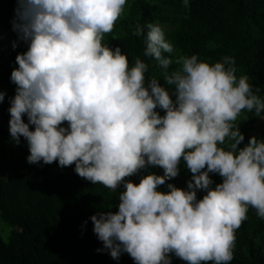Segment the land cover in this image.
I'll return each instance as SVG.
<instances>
[{
	"label": "clouds",
	"instance_id": "1",
	"mask_svg": "<svg viewBox=\"0 0 264 264\" xmlns=\"http://www.w3.org/2000/svg\"><path fill=\"white\" fill-rule=\"evenodd\" d=\"M17 4L13 30L28 50L11 73L9 131L17 145L27 141L28 163L74 164L92 184L123 186L117 212L90 217L113 259L127 253L135 264H171L174 254L186 264H229L249 207L264 218V140L253 136L240 148L245 136L236 124L244 110L264 119V99L247 75L237 77L235 58L210 64L179 55L169 73L174 61L165 53L174 46L159 24L148 23L143 55L164 70L161 85L146 76L144 60L132 65L119 46L103 43L127 0ZM143 34L137 25L133 35ZM181 160L193 174L187 189L169 183L160 191L179 175ZM149 166L164 174L139 184L126 179ZM210 173L223 182L213 188Z\"/></svg>",
	"mask_w": 264,
	"mask_h": 264
},
{
	"label": "trees",
	"instance_id": "2",
	"mask_svg": "<svg viewBox=\"0 0 264 264\" xmlns=\"http://www.w3.org/2000/svg\"><path fill=\"white\" fill-rule=\"evenodd\" d=\"M17 6V0H0V88L14 92L17 86L11 73L19 67L16 57L28 50V44L13 30ZM148 23L159 24L174 46L173 53H165L174 61L169 73L178 67L175 59L179 55H197L210 64L231 56L237 77L247 75L253 93L264 99V0H189L188 8L184 0H127L124 14L113 32L105 34L103 43L113 49L119 46L132 65L137 57L144 60L149 65L146 76L165 85L164 70L154 58L143 55ZM137 25L144 28L141 36L133 35ZM157 111L165 115L163 110ZM6 114L9 112L0 110V216L13 231L8 242L0 235V264H135L127 253L113 259L90 219L102 211L117 212L123 186L111 191L92 184L76 174L74 164L64 168L58 162L29 164L28 143L23 137L19 145L12 140L10 119L3 120ZM261 119L254 110L242 112L236 121L245 136L240 148L253 136L264 140V123L257 125ZM24 120L28 122L26 115ZM179 168V175L159 186L160 191H169V183L187 189L193 174L183 160ZM152 173L164 174L162 168L149 166L126 179L139 184ZM209 175L213 188L223 182L218 174ZM205 194L198 190L197 198ZM235 235L234 258L229 264H264V218L255 208L249 207L247 219ZM170 255L171 264H186Z\"/></svg>",
	"mask_w": 264,
	"mask_h": 264
},
{
	"label": "rangeland",
	"instance_id": "3",
	"mask_svg": "<svg viewBox=\"0 0 264 264\" xmlns=\"http://www.w3.org/2000/svg\"><path fill=\"white\" fill-rule=\"evenodd\" d=\"M0 91L6 93L5 99L3 102H0V110L5 111L6 113L9 112V108L11 106V99L14 98L16 92H14L10 88H0ZM10 119V113L3 116V120ZM2 119L0 118V123H2ZM261 123H264V119H261L257 125H260ZM256 125V126H257ZM13 228L11 226H8L0 216V235L3 237V239L8 242L10 240V237L12 235Z\"/></svg>",
	"mask_w": 264,
	"mask_h": 264
}]
</instances>
